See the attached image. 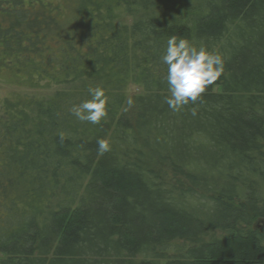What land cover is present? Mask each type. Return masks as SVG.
<instances>
[{"label": "trees", "instance_id": "16d2710c", "mask_svg": "<svg viewBox=\"0 0 264 264\" xmlns=\"http://www.w3.org/2000/svg\"><path fill=\"white\" fill-rule=\"evenodd\" d=\"M1 3L0 73L55 89L0 106V264H264V0ZM171 36L224 60L179 112Z\"/></svg>", "mask_w": 264, "mask_h": 264}, {"label": "clouds", "instance_id": "9594fccd", "mask_svg": "<svg viewBox=\"0 0 264 264\" xmlns=\"http://www.w3.org/2000/svg\"><path fill=\"white\" fill-rule=\"evenodd\" d=\"M160 63L166 66V83L169 95L165 103L173 112L181 111L186 105L196 104L203 94L215 84L224 73V60L219 54H213L204 47H197L189 40L171 36L160 57ZM90 98L73 105L69 111L81 122L98 125L107 117V103L104 88H89ZM131 106L134 101H127ZM192 115H196L195 109ZM98 150L108 152L110 143L106 139L97 141Z\"/></svg>", "mask_w": 264, "mask_h": 264}, {"label": "rangeland", "instance_id": "374dc122", "mask_svg": "<svg viewBox=\"0 0 264 264\" xmlns=\"http://www.w3.org/2000/svg\"><path fill=\"white\" fill-rule=\"evenodd\" d=\"M3 1H14V0H0V3L2 5H4ZM23 3H27L31 0H19ZM46 2H50L53 4H60L61 0H45ZM38 6V5H37ZM36 6V7H37ZM35 5L32 6V8H36ZM3 65L0 64V67H2ZM43 86L38 87V88H30L26 81H18L17 79H15L13 76H11L10 74H7L6 72H4L3 74L0 73V106L1 104L7 99L10 100H14L17 97L20 96H26V95H37V96H42V95H46L50 91L54 88H47V86L45 84H42ZM141 93L140 89L134 85L130 86L128 89V96L129 97H133L136 95H139Z\"/></svg>", "mask_w": 264, "mask_h": 264}]
</instances>
